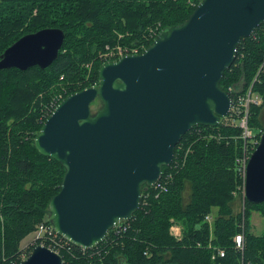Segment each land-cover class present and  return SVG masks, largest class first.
Listing matches in <instances>:
<instances>
[{"label":"water","instance_id":"1","mask_svg":"<svg viewBox=\"0 0 264 264\" xmlns=\"http://www.w3.org/2000/svg\"><path fill=\"white\" fill-rule=\"evenodd\" d=\"M264 23V0H201L182 23L160 30L139 54L98 68V85L69 94L35 135L34 146L64 168L48 202L54 232L91 249L141 207L142 191L161 178L182 136L216 127L231 109L220 85L240 41ZM64 41L59 28L26 34L0 55V70L49 67ZM99 102L93 112L91 105ZM245 200L264 203V132L249 156ZM17 264H64L36 244Z\"/></svg>","mask_w":264,"mask_h":264},{"label":"trees","instance_id":"2","mask_svg":"<svg viewBox=\"0 0 264 264\" xmlns=\"http://www.w3.org/2000/svg\"><path fill=\"white\" fill-rule=\"evenodd\" d=\"M192 1L197 4L200 0ZM123 2L124 0H0V55L26 34L45 28H59L64 32L58 57L49 67L40 69L34 66L23 71L16 68L0 70V100L8 89V97L0 101V264L19 263V241L35 230L39 223L49 224L48 202L58 193L65 171L54 159L39 154L33 145V137L41 126L39 107L35 103L40 94L44 101L49 100L53 87L62 81L59 77L63 75L67 78L72 73L76 65L75 59H78L77 63L84 62L81 58L82 50L87 41L81 39V34H89L91 42L96 44L97 47H92V55L101 47L98 41L93 40L94 34L89 30L94 27L93 23L102 27L103 24H120L131 20L135 10ZM160 7L169 16L161 18V30L182 23L194 9L187 0H164ZM156 8L159 9V6L156 5ZM153 19L156 21L158 17L154 15ZM239 74L241 76L238 82L242 80L243 92L248 89L246 93L250 90L264 99V23L250 36L241 39L237 57L224 72L221 87L227 91L229 86L235 88ZM77 77H80V73ZM83 79L84 77L80 80ZM98 82L96 71L93 80L84 81L77 90L69 89L67 94L98 85ZM230 94L234 101L236 91L232 90ZM231 113L229 111L226 117ZM258 114L259 108L252 107L247 117L251 131L260 128L255 135L257 139L264 132V127L259 124ZM219 124L217 128L196 126L184 134L175 147L171 164L162 168L160 181L168 175L179 147L191 138L190 135L202 128L217 130L221 127ZM228 131L241 135L239 127L235 130L222 129L224 134H228ZM25 135L30 138L26 139ZM239 139L241 148L243 140ZM253 139L252 131L248 141L251 151L258 142ZM193 148L195 151L186 159L183 168L185 179L182 180L181 190L173 188L175 175L173 182H167L168 190L157 197L153 195L151 188H144L141 207L126 222L128 228L124 233L114 236L112 229L97 247L86 251L72 244L68 250L70 252L59 250L64 264H245L247 261L251 264H264V232L261 236L254 235L250 224L252 211L264 215V203L243 201L240 191L238 193L244 204L243 210L234 214L231 203H228L233 185L231 173L227 172L226 167H234L233 160L237 150H232L230 145L225 146L224 142L215 141H196ZM185 180L192 188L190 202L187 204L183 203ZM211 206L219 208L212 229L205 221V217L211 212ZM171 216L183 228L179 239L170 233L168 219ZM238 233L243 235V250L233 242V237ZM40 242L36 241L30 250ZM49 243L43 244L50 246ZM208 244L212 248L224 249L225 256L211 259L213 250ZM98 247L99 253L95 251Z\"/></svg>","mask_w":264,"mask_h":264},{"label":"rangeland","instance_id":"3","mask_svg":"<svg viewBox=\"0 0 264 264\" xmlns=\"http://www.w3.org/2000/svg\"><path fill=\"white\" fill-rule=\"evenodd\" d=\"M163 1L164 0H161L160 2L159 0H156V2H152V0H124L123 2L124 5H129L135 10V13L133 14L129 22L125 20L120 24H113V23H109L107 25L103 24L102 27H99L100 25L97 23H93L94 27H91V29L89 30L94 34L93 40L98 41L99 45H101V47L95 50L94 55H92V47H97L95 46L96 44L91 42L90 40L91 37L89 34L87 35H85L84 33L81 34V39L83 41L84 40L87 41V44L86 45L84 44L82 50L83 56L81 58H83L84 62L77 63L78 59H75L74 63H76V65L75 67H73L72 73L69 74L67 78H65L63 75L59 77L61 78L62 81L56 87L55 86L53 87L49 100L44 101L42 99V95L40 94L36 103L35 101L33 102L35 103V105L37 104L39 107V112H40L39 124H41V126L45 122V120L49 117V115L52 113L56 105L62 99H64L69 95L67 94L69 89L73 91L81 88L83 85L82 83L84 81L93 80V78L95 77V72L96 71L98 72L97 68H99L101 64L107 61L118 59L119 57L118 48L127 51L125 52L126 54H137L143 52L153 42V40L156 38L157 34L160 32L162 28L161 18L163 17L169 18V16L165 14L164 9L160 7V5L163 4ZM187 3L189 4V6L194 7V9L198 5V3L195 4V2H193L192 0H187ZM156 5L159 6V9L156 8ZM154 15L158 17L156 21L153 19ZM107 34H109L110 36H107ZM98 64H100L99 67ZM78 73H80L79 78L77 77ZM240 76L241 75L239 74L235 88L233 86H229L232 88L233 91H236L237 94L236 99H234L235 106L232 115L229 118L224 119L221 122V125L219 124V126L221 127L217 130H213L214 128L211 129L202 128L196 130L195 134L190 135L191 138H188L179 147L178 152L176 154V160L172 164L170 171L167 172L170 177V182L171 181L173 182L175 175V181L173 182L174 190L182 189V184H183L182 180L185 179V177L183 176L184 175L183 168L186 159L190 155H192V152L194 150L193 148L194 143L196 141H206V142L215 141L217 143L224 142L225 146L230 145L232 150H237V153L233 160L234 163L237 160V158H240L244 155L245 151L250 156L252 151L256 148L255 147L251 151L250 147L248 146V143L244 144V142L242 147L240 148L241 142L239 137L244 141V139L241 136L242 129L240 136L239 133L237 134L234 132L229 133L228 131V134H224L222 132V129L235 130L237 127H239V122L244 116L248 117L249 109L251 110L252 107H255V109L259 108V114H258L259 124L264 127V99L262 98L263 100L261 99L258 103H249L247 107L246 105L249 101L247 99L244 102L243 97L248 89L245 92H243L244 91L243 82L242 80L238 82ZM82 77H84V79L80 80ZM250 89L252 90V88ZM5 92L6 93L3 94L4 97L1 98L0 101H4V98L6 99L8 97L7 95L8 89ZM252 99H255V97ZM99 105H100L99 102H94L91 105L92 111L95 112L99 108ZM247 124H248V118H247ZM259 130L260 128L257 131L255 128L252 129L255 138L253 139L254 142L259 141L260 134L258 135V139L255 137V135H257L256 133L259 132ZM25 138L29 139L30 136L25 135ZM34 138L35 137H33V141ZM235 167H236L235 164L234 167L233 166L228 168L226 167L227 172L231 173V180L233 185V188L230 190L231 200L228 201V203H231L230 205L231 211L234 214L239 213L244 208L243 207L244 204L241 202V198L238 193V191H241L244 180L240 175L237 174ZM184 186L185 187L183 190V203L187 204L190 202L189 196H190V192H192V188L191 185H189L186 182V180L184 182ZM195 200L198 202L196 198ZM217 200H219V198ZM218 209L219 208L217 206H211V212L209 214V216H211V222L208 223V226H210L211 229L213 226L214 217L218 213ZM168 221L170 226L169 230L172 227H178L182 232L183 228L182 226L179 225V221L174 216L169 217ZM250 224L252 227L251 228L252 233L256 236H261L264 232V215H262L258 211H252L250 217ZM35 240H36L35 230L33 229V231L29 232L19 241L18 244L19 254L17 255V259L23 260L30 254L31 252L30 248L35 243Z\"/></svg>","mask_w":264,"mask_h":264},{"label":"built area","instance_id":"4","mask_svg":"<svg viewBox=\"0 0 264 264\" xmlns=\"http://www.w3.org/2000/svg\"><path fill=\"white\" fill-rule=\"evenodd\" d=\"M127 51L121 49V48H118V54L119 56H122V55H125ZM138 54V53H137ZM96 86V85H95ZM228 91L231 92L232 91V88L229 87L228 88ZM255 94H253L250 90L244 95L243 97V100L244 102L248 99V103H247V107H248V104L249 103H258L261 98H259L257 95L253 96ZM255 99H252L254 98ZM234 101H232V106H231V110L232 113L234 111V106L235 104H233ZM232 113L230 114V116L232 115ZM229 116V117H230ZM229 117H225L224 119H227ZM223 119V120H224ZM239 128L242 129V138L244 139V144H247L249 139L251 138L252 136V131L251 129L248 127V124H247V116H244L241 121L239 122ZM248 159H249V155L246 153H244V155L240 158H237V160L235 161V169L237 171V174L240 175L243 180H245V173H246V165H247V162H248ZM170 180V177L169 175H166L161 181L159 180L153 187H151L152 191H153V195L154 196H158L160 195L161 193H164L168 190V185H167V182ZM241 198L242 200L244 201V183H243V186L241 188ZM205 221H207L208 223L211 222V217L209 215H207L205 217ZM128 228V225L126 223H120L119 225H117L116 227L113 228V235L114 236H117V235H121L122 233H124ZM171 233L176 237V238H180L181 235L180 233H174L173 231V227L171 228ZM35 242L36 241H41L40 243L42 245H44L43 243H49L51 242L53 245H51L50 243V246H48L49 248L53 249L54 251L58 252L59 253V250L63 249L67 252H70L68 251L70 249V245L71 243H69L68 241L64 240L63 238H61L60 236H58L53 228L51 227V225L49 224H46L44 222H41L39 223L37 226H36V229H35ZM233 242H234V245L236 247H238L240 250H243V247H242V243H243V235L242 233H238L236 234L234 237H233ZM73 245V244H72ZM98 245V244H97ZM94 246V247H97ZM197 246H199V244H197ZM92 247V248H94ZM208 247H210L212 250H213V254L211 256V259H215L217 257H224L225 256V251L224 249L220 248V247H213L208 244ZM81 249V248H80ZM82 251H86L85 249H82ZM95 251L97 253H99V247L95 249ZM245 264H251L249 261H247Z\"/></svg>","mask_w":264,"mask_h":264},{"label":"crops","instance_id":"5","mask_svg":"<svg viewBox=\"0 0 264 264\" xmlns=\"http://www.w3.org/2000/svg\"><path fill=\"white\" fill-rule=\"evenodd\" d=\"M211 230V229H210ZM173 231H174V233H180V235H181V230H180V228H178V227H173ZM182 236V235H181ZM178 239V238H177Z\"/></svg>","mask_w":264,"mask_h":264},{"label":"clouds","instance_id":"6","mask_svg":"<svg viewBox=\"0 0 264 264\" xmlns=\"http://www.w3.org/2000/svg\"><path fill=\"white\" fill-rule=\"evenodd\" d=\"M229 92V91H228ZM230 93V92H229ZM231 95V94H230Z\"/></svg>","mask_w":264,"mask_h":264}]
</instances>
